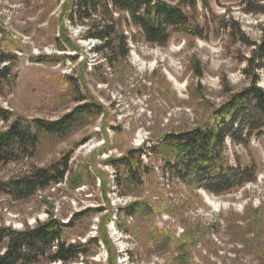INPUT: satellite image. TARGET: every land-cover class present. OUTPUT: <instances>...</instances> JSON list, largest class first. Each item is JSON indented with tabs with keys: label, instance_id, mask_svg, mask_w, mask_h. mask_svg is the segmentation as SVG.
Segmentation results:
<instances>
[{
	"label": "rangeland",
	"instance_id": "1",
	"mask_svg": "<svg viewBox=\"0 0 264 264\" xmlns=\"http://www.w3.org/2000/svg\"><path fill=\"white\" fill-rule=\"evenodd\" d=\"M240 1L205 6L197 0L195 10L181 5L201 36L174 34L163 46L146 42L115 12L129 37L127 56L115 59L95 53L99 41L85 39L87 28L67 20L71 0H0V55L11 58L15 76L1 84L0 106L11 112L10 121L56 120L77 105H92L65 134L40 132L32 157L0 164V225L19 230L53 216L70 220L67 243L99 239L66 264H264V136L245 145L227 141L223 162L254 165L256 174L221 194L164 169L163 161L174 158L166 147L141 156V173L129 155L138 181H127L126 168L113 165L169 132L203 127L246 84L240 59L249 48L230 35L232 23L259 41L264 15L243 12ZM8 124L0 121V131ZM70 150L62 183L23 199L3 191L9 180Z\"/></svg>",
	"mask_w": 264,
	"mask_h": 264
},
{
	"label": "trees",
	"instance_id": "2",
	"mask_svg": "<svg viewBox=\"0 0 264 264\" xmlns=\"http://www.w3.org/2000/svg\"><path fill=\"white\" fill-rule=\"evenodd\" d=\"M196 2L197 0H180V3L168 0H71L64 9V14L70 23L87 28L85 39L99 41L93 47L95 53L107 52L105 58L114 56L116 59L127 56L129 37L124 34L119 20H114L113 13L123 14V20L131 22L146 42L163 46L174 34L201 36L194 16L181 6L195 10ZM201 2L206 6L207 0ZM239 4L245 13L264 15V0H241ZM232 24L230 35L237 36L249 48V54L240 59L244 63L241 71L246 84L231 92L203 127L169 132L156 145L130 149L113 161L116 169L119 166L126 168L127 181L139 179V175L133 176V172L137 171L132 169V163L128 161L129 155H133L134 164L141 173V156L156 147L169 148L174 155L172 160L163 161L164 169L173 173L176 178L185 179L210 193L221 194L255 180L254 165L230 166L222 159L227 141L234 145H245L254 135L264 136V87L259 84L260 80H264V22L259 26V41H249L236 22ZM4 62L7 64L2 65ZM1 65L0 86L15 77L11 71L9 56L0 55ZM91 111L90 103H82L56 120L10 121L11 112L0 106V121L9 123L5 130L0 131V164L32 157L36 152L40 132L65 134L81 120L82 115H89ZM71 153V150L64 152L57 161L47 166L32 167L29 174L9 180L2 187L3 191L15 199H23L34 196L37 191L50 185L62 183L69 172ZM69 221L63 223L56 217L48 216L33 227L19 230L0 225V264H37L42 259L49 263L73 262L79 254L85 253L84 247L87 244L93 242L97 245L99 239L93 237L83 244L67 243L63 240V235ZM101 241L107 244L105 236H102Z\"/></svg>",
	"mask_w": 264,
	"mask_h": 264
}]
</instances>
